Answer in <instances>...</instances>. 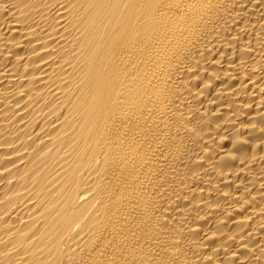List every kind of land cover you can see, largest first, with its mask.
Here are the masks:
<instances>
[{"label": "bare ground", "instance_id": "obj_1", "mask_svg": "<svg viewBox=\"0 0 264 264\" xmlns=\"http://www.w3.org/2000/svg\"><path fill=\"white\" fill-rule=\"evenodd\" d=\"M0 264H264V0H0Z\"/></svg>", "mask_w": 264, "mask_h": 264}]
</instances>
